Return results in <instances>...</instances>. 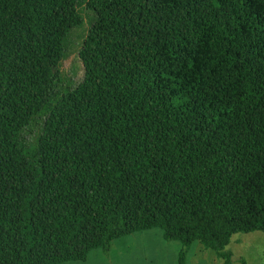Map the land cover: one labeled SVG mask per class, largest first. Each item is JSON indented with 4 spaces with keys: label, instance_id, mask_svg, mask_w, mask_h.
Listing matches in <instances>:
<instances>
[{
    "label": "trees",
    "instance_id": "1",
    "mask_svg": "<svg viewBox=\"0 0 264 264\" xmlns=\"http://www.w3.org/2000/svg\"><path fill=\"white\" fill-rule=\"evenodd\" d=\"M153 227L264 232V0H0V264Z\"/></svg>",
    "mask_w": 264,
    "mask_h": 264
},
{
    "label": "rangeland",
    "instance_id": "2",
    "mask_svg": "<svg viewBox=\"0 0 264 264\" xmlns=\"http://www.w3.org/2000/svg\"><path fill=\"white\" fill-rule=\"evenodd\" d=\"M78 33L71 34L70 43L77 42ZM60 71L72 85L81 80L83 66L75 50L61 61ZM180 247L179 240L166 241L162 237V230L153 227L113 239L107 251L92 249L85 260L60 264H178ZM225 250L232 252V264H264V232L234 233ZM185 264H222V259L212 249L193 241L186 252Z\"/></svg>",
    "mask_w": 264,
    "mask_h": 264
}]
</instances>
